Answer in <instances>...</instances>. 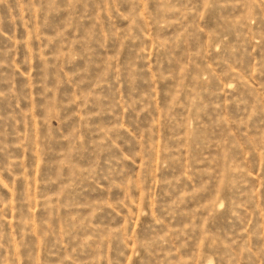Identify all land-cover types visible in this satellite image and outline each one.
I'll return each instance as SVG.
<instances>
[{
    "label": "rangeland",
    "instance_id": "1",
    "mask_svg": "<svg viewBox=\"0 0 264 264\" xmlns=\"http://www.w3.org/2000/svg\"><path fill=\"white\" fill-rule=\"evenodd\" d=\"M0 264H264V0H0Z\"/></svg>",
    "mask_w": 264,
    "mask_h": 264
}]
</instances>
